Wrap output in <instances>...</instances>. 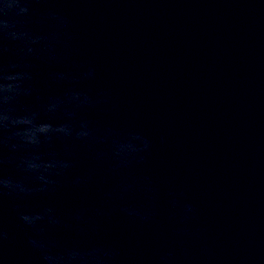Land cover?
<instances>
[{"label":"water","instance_id":"obj_1","mask_svg":"<svg viewBox=\"0 0 264 264\" xmlns=\"http://www.w3.org/2000/svg\"><path fill=\"white\" fill-rule=\"evenodd\" d=\"M2 21L0 180L31 191L0 193V264H63L30 238L68 264H264V0H18Z\"/></svg>","mask_w":264,"mask_h":264},{"label":"clouds","instance_id":"obj_2","mask_svg":"<svg viewBox=\"0 0 264 264\" xmlns=\"http://www.w3.org/2000/svg\"><path fill=\"white\" fill-rule=\"evenodd\" d=\"M18 0H3V7L0 8V11L6 12L7 10L11 9L15 3H17ZM21 12L27 11L26 8L20 9ZM12 27V25H9L7 21L0 22V32H3L4 34L10 35L13 39L17 38L16 33H8L7 29ZM26 35V34H25ZM29 52H31V48L28 49ZM10 67L15 68L16 65H11ZM19 78V74L9 72L6 68L0 67V109H3L5 105L9 104L12 99H14L15 94H18V86H14L12 82L16 81ZM78 96V94H77ZM77 96H73V99L77 98ZM87 100L88 98L85 97ZM99 102V101H97ZM4 119H7V116L3 117ZM13 123H25L30 124L32 121L27 118H18L17 120H13ZM51 129V125L45 124L38 128V131L40 132H47ZM64 129L61 127L57 129V131H63ZM78 136L80 137H88L89 140L95 141L97 137L93 136L90 132H83L79 133ZM29 143L35 144V139H30ZM146 146V145H145ZM125 149H131L135 151V148L133 145H121L116 149L117 155L121 154L125 151ZM57 165H59L61 168H66L68 165L65 164L63 161H57ZM40 167L37 164L28 163V169L35 170L36 168ZM52 167V165H45V170ZM40 180L45 181L46 184L54 183L53 181H48L44 175L39 176ZM4 189H8L10 194L20 195V194H28L31 190L26 189L22 184H13L11 181L7 180H0V193L3 192ZM47 189L41 188L40 191H45ZM20 220H22L26 225L29 227L36 229V221L43 219L40 215H28L21 213L20 214ZM55 223V221H52ZM38 230V229H37ZM7 236L6 233L0 231V240L5 239ZM29 242L33 245V247L37 248L42 253V258L47 261H52L53 259H57L59 261H63V264H68V261L64 257H58L54 258L50 256L45 251V245L44 244H37V241L34 239L29 240Z\"/></svg>","mask_w":264,"mask_h":264}]
</instances>
